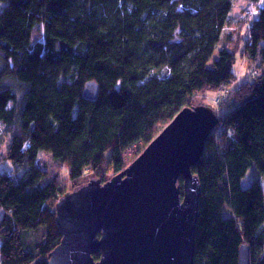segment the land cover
Wrapping results in <instances>:
<instances>
[{"label": "trees", "instance_id": "obj_1", "mask_svg": "<svg viewBox=\"0 0 264 264\" xmlns=\"http://www.w3.org/2000/svg\"><path fill=\"white\" fill-rule=\"evenodd\" d=\"M251 1L248 35L229 32L218 47L233 0H0V147L15 165L0 171V264H48L62 239L63 173L76 190L125 170L199 94L227 90L239 51L260 73L234 89L220 137L210 135L193 168L194 264H238L244 244L264 264V190L256 179L242 187L250 169L264 178V0ZM89 81L95 100L84 97ZM41 151L55 169L43 168Z\"/></svg>", "mask_w": 264, "mask_h": 264}, {"label": "water", "instance_id": "obj_2", "mask_svg": "<svg viewBox=\"0 0 264 264\" xmlns=\"http://www.w3.org/2000/svg\"><path fill=\"white\" fill-rule=\"evenodd\" d=\"M98 93L96 81L86 83V99ZM219 121L209 105L185 107L125 170L66 192L48 264H194L202 188L193 168ZM238 264H252L249 245Z\"/></svg>", "mask_w": 264, "mask_h": 264}, {"label": "rangeland", "instance_id": "obj_3", "mask_svg": "<svg viewBox=\"0 0 264 264\" xmlns=\"http://www.w3.org/2000/svg\"><path fill=\"white\" fill-rule=\"evenodd\" d=\"M234 1V7L233 12L230 16V20L227 24V26L223 30L224 38L221 41L222 43L218 46L220 47L222 44H226L229 42L227 38V34L229 32L232 33L231 38L235 39L238 36L237 31H242L245 36L248 35L249 30V22L251 21L254 12L257 9L258 4L253 3L251 0H233ZM255 4V5H254ZM245 53L241 55V52L239 51L236 56V63L234 66V72L236 74V79L231 82V85L227 88V90L221 89V91L216 92L217 94H210V95H200L196 98V105L195 106H203V105H209L214 109V113L221 117V115L224 113V109H226L229 101L233 100V93H235V90H239L242 85L249 80V78H252L251 73L254 75H258L260 73V68L255 66L254 64H251L249 62V59L246 56L244 57ZM2 67V63L0 65V69ZM235 89V90H234ZM234 90V91H233ZM18 98H22L23 95L21 92H17ZM20 94V95H19ZM22 96V97H21ZM221 124H218L214 131H212L213 134H215L216 137H220L218 134L217 128L220 127ZM137 146L132 147L130 150H128L125 153L126 161L128 163H131L134 159L135 152L137 150ZM7 147L5 144L1 145L0 147V154L2 161L0 163V171H13L15 169L14 163H12L10 160L5 159L7 155ZM40 164H42L43 168L45 170H50L51 168L55 169V163L53 161L52 154L48 151H41L39 155ZM55 167V168H54ZM61 169L65 171L66 166L62 165ZM254 169H250L245 176V178L242 181V187L247 188L249 187L254 179L260 182L261 186L264 190V178L261 176H255ZM96 178V177H94ZM93 179L92 176H90L87 181ZM61 183L66 186V190L68 191H74L71 189V180L68 177V174L65 172L62 175ZM227 208L225 209V215H228ZM1 213V210H0ZM2 215V214H1Z\"/></svg>", "mask_w": 264, "mask_h": 264}, {"label": "built area", "instance_id": "obj_4", "mask_svg": "<svg viewBox=\"0 0 264 264\" xmlns=\"http://www.w3.org/2000/svg\"><path fill=\"white\" fill-rule=\"evenodd\" d=\"M220 118V117H219Z\"/></svg>", "mask_w": 264, "mask_h": 264}]
</instances>
